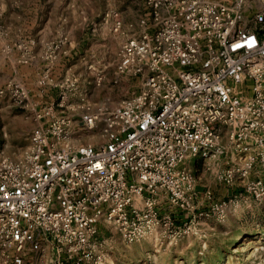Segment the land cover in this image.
Instances as JSON below:
<instances>
[{
	"label": "built area",
	"instance_id": "built-area-1",
	"mask_svg": "<svg viewBox=\"0 0 264 264\" xmlns=\"http://www.w3.org/2000/svg\"><path fill=\"white\" fill-rule=\"evenodd\" d=\"M143 1L150 23L118 67L142 89L120 109H82L83 126L103 123L106 141L71 147L72 119L48 110L25 155L0 158V264H23L27 248L39 264H103L101 222L138 240L160 194L182 201L188 160L194 168L219 152L225 131L241 152L264 141V0ZM9 90L17 104L28 98L21 85Z\"/></svg>",
	"mask_w": 264,
	"mask_h": 264
},
{
	"label": "rangeland",
	"instance_id": "rangeland-1",
	"mask_svg": "<svg viewBox=\"0 0 264 264\" xmlns=\"http://www.w3.org/2000/svg\"><path fill=\"white\" fill-rule=\"evenodd\" d=\"M144 20L143 0H0V158H22L32 132L48 125V110L72 119L71 147L105 142L104 124L85 128L82 109L114 111L140 92L143 78L118 67ZM10 84L25 88L23 103ZM183 168L193 183L178 205L158 196L143 237L127 242L115 226L99 224L103 264H264V141L241 152L225 131L219 152ZM135 208H144L140 197ZM23 254V264L42 259L29 248Z\"/></svg>",
	"mask_w": 264,
	"mask_h": 264
}]
</instances>
